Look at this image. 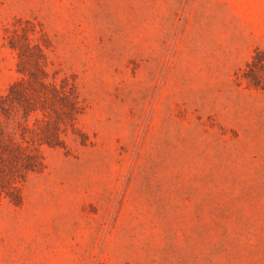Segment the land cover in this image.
Masks as SVG:
<instances>
[{
    "label": "rangeland",
    "instance_id": "1",
    "mask_svg": "<svg viewBox=\"0 0 264 264\" xmlns=\"http://www.w3.org/2000/svg\"><path fill=\"white\" fill-rule=\"evenodd\" d=\"M84 105L67 147L0 201V264H264V0H0Z\"/></svg>",
    "mask_w": 264,
    "mask_h": 264
},
{
    "label": "trees",
    "instance_id": "2",
    "mask_svg": "<svg viewBox=\"0 0 264 264\" xmlns=\"http://www.w3.org/2000/svg\"><path fill=\"white\" fill-rule=\"evenodd\" d=\"M35 25L15 28L6 45L16 52L18 76L0 92V201L22 202L21 186L44 167L43 147H67L69 131L87 143L76 125L84 110L74 79L47 69V46ZM242 77L264 90V48L256 47Z\"/></svg>",
    "mask_w": 264,
    "mask_h": 264
}]
</instances>
